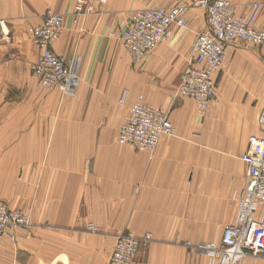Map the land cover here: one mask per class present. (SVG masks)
I'll list each match as a JSON object with an SVG mask.
<instances>
[{
  "label": "crops",
  "instance_id": "1",
  "mask_svg": "<svg viewBox=\"0 0 264 264\" xmlns=\"http://www.w3.org/2000/svg\"><path fill=\"white\" fill-rule=\"evenodd\" d=\"M75 1L0 0L11 38L0 44V201L31 221L15 240L0 239V264H109L117 236L147 233L153 241L137 264H212L199 245L234 223V196L247 174L242 156L251 135L264 136V51L244 41L228 46L216 99L202 113L176 91L206 28L203 11L188 10L185 38L174 26L167 43L135 63L119 33L137 2L109 0L101 13L75 20ZM228 1L239 17L264 2ZM47 10L65 17L54 52L78 60L80 83L71 95L29 82L39 50L27 30ZM254 23L264 30V5ZM140 96L176 129L152 153L118 143ZM242 264H264V256Z\"/></svg>",
  "mask_w": 264,
  "mask_h": 264
},
{
  "label": "built area",
  "instance_id": "2",
  "mask_svg": "<svg viewBox=\"0 0 264 264\" xmlns=\"http://www.w3.org/2000/svg\"><path fill=\"white\" fill-rule=\"evenodd\" d=\"M193 6L204 11L207 24L197 35L193 57L182 75L177 96L193 100L199 110L205 112L217 96V75L226 61V48L244 41L264 51V30L254 23L262 5H256L251 14L243 17L236 15L235 5L228 0H199ZM188 10L189 7L183 6L135 11L121 35L132 60L138 63L159 44L168 42L174 26L183 30L182 37L185 38L189 34ZM91 11L83 0L75 7L77 15ZM63 25V17L49 14L42 25L31 30L32 41L40 50L34 73L43 88L61 86L65 94L71 95L80 83L78 60L69 63L52 49ZM0 28L4 37H8L4 23H0ZM258 122L264 130V105ZM175 134L169 115L149 106L140 96L120 129L118 143L138 152L152 153L162 138ZM242 160L247 174L244 189L234 196L237 202L235 221L224 230L220 246H202L212 264L214 261L217 264H242L247 257L264 256V136L249 137ZM24 221L28 223L25 216L21 218L0 204V237L8 236L12 227ZM151 241L150 233L142 237L119 235L110 264H135L140 248Z\"/></svg>",
  "mask_w": 264,
  "mask_h": 264
},
{
  "label": "rangeland",
  "instance_id": "3",
  "mask_svg": "<svg viewBox=\"0 0 264 264\" xmlns=\"http://www.w3.org/2000/svg\"><path fill=\"white\" fill-rule=\"evenodd\" d=\"M78 1H79V0H76V1H75V3H74V8H73V17L75 18V20H77L78 18H86V17L92 16V15H95V14L101 13V12L103 11V9L105 8V6L109 3V0H106L105 2H100V0H96L94 3L90 2L89 0H83V1H85V3H86L87 6H89V7L92 8V11L89 12V13H85V14L77 15L76 12H75V7H76ZM133 1L137 2V4H138V7H137L136 11H138V10H148V9L165 8V7H163V6H165L164 3H162L163 0H133ZM196 1H199V0H178V3H177L176 5H174V6H172V7L174 8V7H183V6L185 7V6H186V7H189V10H190V9H198V10H200V11H203V10L199 9L198 7H194V6H193V4H194ZM255 5H262V6H263V5H264V2H263V3H260V4H255ZM139 7H140V8H139ZM169 8H171V7H169ZM134 12H135V10H134ZM134 12H132L130 18L132 17V15H133ZM203 12H204V11H203ZM49 14H54V15L61 16V17H63V19L65 20V17H64L63 14H60V13L55 12V11H52V10H47V11L45 12L44 16H43V20H42V23H41V24L36 25V26H31V27L28 28L27 32H28V34H29V37H30L31 41H32V38H31V30H32L33 28H35V27H38V26L42 25L44 19H45ZM130 18H129V20H130ZM205 18H206V16H205ZM1 22L4 23V25H5V33L8 34V37H4V34L2 33V29L0 28V44H2L3 42L9 41V40L11 41V38H10V32H9L8 27H7V23H6V21H5L4 19H0V23H1ZM63 27H64V25H63ZM125 27H126V25L123 27L122 30H120L121 32L119 33V37H120V41H121L120 43H122L121 35H122V32L124 31ZM62 30H63V28H62ZM61 33H62V32H61ZM58 38H59V37H58ZM170 38H171V37H170ZM169 40H170V39H169ZM10 41H9V42H10ZM54 41H55V40H54ZM54 41H53V42H54ZM32 43H33V41H32ZM166 43H167V42H166ZM33 44H34V43H33ZM162 44H165V43H162ZM159 45H160V44H159ZM34 46H36V45L34 44ZM122 46L124 47L123 43H122ZM36 48H37V46H36ZM37 49H38V48H37ZM52 49H53V48H52ZM124 49H125V47H124ZM38 50H39V49H38ZM125 50H126V49H125ZM53 51H54V50H53ZM128 54H129V53H128ZM39 58H40V50H39V57H38L36 63L38 62ZM261 59H262V56H261ZM36 63H35V65H36ZM35 65H34V67H33V75H32L33 78H31V79L29 80V82H30V81H34V82H38V83L41 84V81L39 80V78H38V77L35 75V73H34ZM229 67H231V65H230ZM222 68H224V65H223ZM179 86H180V85H179ZM258 87H259V95H260L259 98H260V100L264 103V81H260L259 84H258ZM178 88H179V87H178ZM44 89H45V90H50V89H46V88H44ZM177 91H178V89H177ZM177 91H176V94H177ZM257 95H258V94H257ZM143 98H144V97H143ZM144 102H145V101H144ZM263 105H264V104H263ZM205 112H206V111H205ZM205 112H202V113H205ZM13 118H14V116H13ZM29 119H33V120L29 121V122H28V125H27V130H28L29 134H31V132L34 131L36 124H35V122H34V116H33V117H30V116H29ZM170 120H171V119H170ZM171 122H172V121H171ZM12 129H13V131H14V134H18L19 123H15V122H13V123H12ZM0 204H3V205L6 207L7 210L12 211V212H14L15 214L20 215L21 218H23V216H25V217L28 219V223H27V224H26L25 221H24V222H21V223H19L18 225H15L14 227H12V228L9 230V234H8V236H1V237H0V239H3V238L6 239V238H7V239H10V240H15V239H16L15 233L17 232V230H19V229H26V228H29V227L31 226L30 217H29L28 214H26V213L23 212L22 210L11 209V208H9V207L7 206V204H5V203L2 202V201H0ZM226 228H227V227H226ZM226 228H224V230H225ZM89 229H90V230H94V228H93L92 225H91V227H89ZM224 230H223V233H224ZM223 233H222L221 235H218V234H217V235H214V234H213V235H210V236H205V241H204L202 244L199 245V246H200V247H199L200 252H201L203 255H205V256L207 257V259L211 260V259L209 258V256H207V254H205V253L203 252L202 246L204 247V246L209 245V244H213V245H215V246H220V243H221V239H222ZM133 236H135V237H142V236H144V235H142V236H136V235H133ZM117 238H118V236H117ZM152 241H153V237H152ZM152 241H151V242H152ZM149 245H150V244H148L146 247H141L140 250H139V254H140V252H141L142 249L147 248ZM112 252H113V251H112ZM200 252H199V253H200ZM111 254H112V253H111ZM139 254H138V258H139ZM109 258H110V257H109ZM138 258H137L135 264H137V262H138ZM214 263H216V261H214ZM216 264H217V263H216Z\"/></svg>",
  "mask_w": 264,
  "mask_h": 264
},
{
  "label": "bare ground",
  "instance_id": "4",
  "mask_svg": "<svg viewBox=\"0 0 264 264\" xmlns=\"http://www.w3.org/2000/svg\"><path fill=\"white\" fill-rule=\"evenodd\" d=\"M117 243V242H116ZM151 243V242H150ZM114 252V251H113ZM113 254V253H112ZM248 258V257H247ZM111 259H112V255H111V257H110V260H109V264H110V262H111ZM246 259V258H245Z\"/></svg>",
  "mask_w": 264,
  "mask_h": 264
}]
</instances>
